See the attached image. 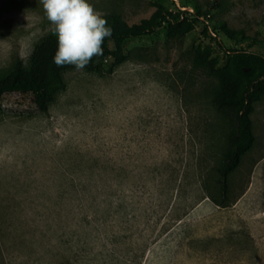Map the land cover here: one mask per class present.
Returning a JSON list of instances; mask_svg holds the SVG:
<instances>
[{"label":"rangeland","instance_id":"1","mask_svg":"<svg viewBox=\"0 0 264 264\" xmlns=\"http://www.w3.org/2000/svg\"><path fill=\"white\" fill-rule=\"evenodd\" d=\"M88 2L129 25L161 3L194 27L126 39L110 73L108 60L65 71L45 112L23 94L0 98V264H264V93L222 198L236 119L213 103L215 77L193 66L195 49L225 63L217 40L264 54V0ZM219 22L245 38L217 34ZM52 28L41 0H0V69L25 63Z\"/></svg>","mask_w":264,"mask_h":264},{"label":"trees","instance_id":"2","mask_svg":"<svg viewBox=\"0 0 264 264\" xmlns=\"http://www.w3.org/2000/svg\"><path fill=\"white\" fill-rule=\"evenodd\" d=\"M205 14L199 11L194 17L203 18ZM190 16L193 15L186 11H169L161 3L157 4L149 19L139 24L129 25L115 14H104L103 18L112 29V36L105 38L103 54L94 56L84 69L99 72L101 69L98 62L108 60L110 64L107 72L110 73L114 66L126 59L123 46L126 39L149 35L164 23L169 28L170 36L186 33L194 27ZM213 30L230 40L245 38L242 30L230 29L224 22L217 23ZM109 43H112L113 48L109 47ZM216 45L226 55L221 67L214 64L208 53L199 49L193 51V66L215 77L217 86L213 93V103L218 108L232 107L236 119L235 131L228 139L227 149L217 170L220 194L226 198L228 176L238 167L242 156L251 149L254 142L250 114L254 109L253 103L264 93V54L243 48L226 49L219 40ZM57 48V36L50 29L33 43L25 63L17 57L9 67L1 68L0 98L5 94H23L30 98L38 110L45 112L56 94L65 89L63 73L75 68L74 65H55L53 57Z\"/></svg>","mask_w":264,"mask_h":264},{"label":"clouds","instance_id":"3","mask_svg":"<svg viewBox=\"0 0 264 264\" xmlns=\"http://www.w3.org/2000/svg\"><path fill=\"white\" fill-rule=\"evenodd\" d=\"M47 20L57 36L58 48L53 57L56 66L74 65L83 70L94 56L103 54L105 38L112 29L104 14L88 0H41Z\"/></svg>","mask_w":264,"mask_h":264},{"label":"crops","instance_id":"4","mask_svg":"<svg viewBox=\"0 0 264 264\" xmlns=\"http://www.w3.org/2000/svg\"><path fill=\"white\" fill-rule=\"evenodd\" d=\"M261 160H258V163H260ZM258 166V165H257ZM261 216H262V220H263V225H264V206H263V209L261 211Z\"/></svg>","mask_w":264,"mask_h":264}]
</instances>
